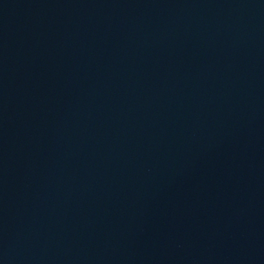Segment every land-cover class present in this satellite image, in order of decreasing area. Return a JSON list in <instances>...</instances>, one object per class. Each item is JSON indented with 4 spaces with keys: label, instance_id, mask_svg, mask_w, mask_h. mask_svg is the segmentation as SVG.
<instances>
[{
    "label": "water",
    "instance_id": "water-1",
    "mask_svg": "<svg viewBox=\"0 0 264 264\" xmlns=\"http://www.w3.org/2000/svg\"><path fill=\"white\" fill-rule=\"evenodd\" d=\"M0 264H264V0H0Z\"/></svg>",
    "mask_w": 264,
    "mask_h": 264
}]
</instances>
